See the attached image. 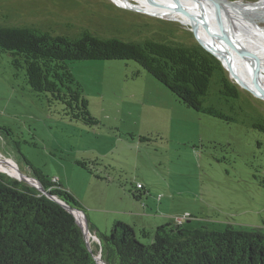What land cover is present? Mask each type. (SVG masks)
<instances>
[{
    "label": "rangeland",
    "instance_id": "1",
    "mask_svg": "<svg viewBox=\"0 0 264 264\" xmlns=\"http://www.w3.org/2000/svg\"><path fill=\"white\" fill-rule=\"evenodd\" d=\"M122 3L137 4L0 0V26H34L66 36L87 29L128 41L198 44L173 20ZM208 4L215 8V3ZM190 5L201 7L204 16L210 13L202 3ZM251 5L220 4L234 13ZM175 11L180 12V5ZM193 13L186 10L185 15L195 19ZM252 26L264 29V17L253 20ZM261 35L251 37L264 43ZM257 46L262 45L253 47ZM68 66L83 88L89 112L99 121L95 126L71 120L61 105L48 104L45 95L30 89L24 70L13 68L10 56L0 53V167L13 173L18 168L29 176L36 169L57 180L79 200L86 218L89 213L97 216L99 232L105 234L121 218L150 231L167 222L178 224L182 217L192 227L264 229V131L254 126L264 121V100L238 86L227 69L222 66L224 76L237 86L238 98L220 94L221 72L216 71L203 104L232 116L229 122L183 105L132 60H76ZM93 159L99 161L88 165L92 173L77 164ZM138 183L142 190L136 189ZM143 190L148 192L141 197L151 207L149 212L139 199L133 202V195ZM131 213L138 214L142 224L132 220Z\"/></svg>",
    "mask_w": 264,
    "mask_h": 264
},
{
    "label": "trees",
    "instance_id": "2",
    "mask_svg": "<svg viewBox=\"0 0 264 264\" xmlns=\"http://www.w3.org/2000/svg\"><path fill=\"white\" fill-rule=\"evenodd\" d=\"M0 53L10 56L13 68L24 70L33 92L45 95L50 105H61L68 118L87 126L99 121L89 112L83 88L68 66L76 60H132L183 105L226 122L233 117L203 104L213 74L221 72L219 92L225 99L239 96L219 60L199 44L151 38L128 41L101 37L87 29L66 36L34 26H0ZM254 126L264 131L263 120ZM84 160L77 164L92 173L88 165L99 160ZM30 176L60 201L84 212L79 200L57 180L36 169ZM137 185L136 189H143ZM140 195L133 196L138 199ZM188 223L167 222L150 231L115 220L107 234L88 224L97 238L90 242L91 251L107 264H264V229H237L228 224L223 230H213ZM0 264L97 263L72 213L25 181L0 172ZM99 264L104 263L99 260Z\"/></svg>",
    "mask_w": 264,
    "mask_h": 264
},
{
    "label": "bare ground",
    "instance_id": "3",
    "mask_svg": "<svg viewBox=\"0 0 264 264\" xmlns=\"http://www.w3.org/2000/svg\"><path fill=\"white\" fill-rule=\"evenodd\" d=\"M139 6L142 8H145L148 11L155 12V13H166L170 15H174V17L184 20L187 23H190L191 25H194L197 27L199 31H202L203 33L209 34V33H220V31L225 34L229 41H233L236 44L240 45L243 49H246L247 51H250V53H253L256 57H258L261 61L264 62V43L258 41L259 39L251 37L252 33L257 34H263L261 37L264 39V29L261 28H255L252 26V21L258 18L264 17V0H259L255 4H252L250 7H248L245 10L239 11L237 13L229 12L222 8L225 13V17H222L219 25H220V31L217 27L218 18L217 17V11L215 10L214 6L211 5L208 7L209 0H186V6H185V12L190 11V13L196 15L195 19H193L192 15L183 17L180 15V12H176L175 8H178L181 1L180 0H155L157 3L149 1V0H135ZM189 3H202L203 7L207 8L210 13L207 15H202L199 10L201 9L195 6L197 8L196 10H191L190 6L187 4ZM173 11V12H172ZM175 11V12H174ZM223 13V12H222ZM211 14V15H210ZM217 31V32H216ZM204 43L206 45L208 44H214L217 46V48H224L213 39H205ZM262 46L253 47L255 44ZM224 53L226 54V58L230 65L231 72L236 75L239 79H249L250 78V70L251 65L248 60H244L239 56L237 52H233L231 50H224ZM262 79H264V74H262ZM264 84V81H262ZM11 163L9 160L7 161ZM1 171L7 172L9 175L21 178L18 170L16 169L14 173L12 171H8L7 169H4L0 167ZM30 183L32 184H38V182L33 178H26ZM75 218L78 222L81 224H84L86 222V219L84 218L78 211H73ZM82 217V218H81ZM87 237L89 236L88 233H86Z\"/></svg>",
    "mask_w": 264,
    "mask_h": 264
},
{
    "label": "water",
    "instance_id": "4",
    "mask_svg": "<svg viewBox=\"0 0 264 264\" xmlns=\"http://www.w3.org/2000/svg\"><path fill=\"white\" fill-rule=\"evenodd\" d=\"M127 1V0H126ZM181 4H180V15L183 17L185 15V6H186V0H180ZM210 3H215V8L217 10V17L218 19V23H217V27L220 31V25L219 22L222 18V12H221V8H220V4L221 3H225L228 5H242V4H255L256 2H249V3H244V2H231V1H226V0H209ZM123 5H131L133 7H135L136 9H140L141 12L149 14V15H153L156 17H160V18H168L173 20L174 22H176L178 25H180L183 29L187 30L188 32H190L196 39L197 43L208 53H210L212 56H214L216 59L219 60L220 64L227 69V71L229 72V75L234 79V81L236 82V84L246 90H248L249 92H251L253 95L261 98L262 100H264V84L262 83V73L264 72V62L261 61L258 57H256L253 53H250V51H247L246 49H243L240 45L236 44L233 41H229L228 37L223 34L221 31L220 33H203L202 31H199L197 29L196 26L191 25L190 23L185 22L182 19H178L176 17H174V15H170V14H166V13H155V12H151L146 10L145 8H142L141 6H139L138 4H131V3H122ZM205 39H213L216 40L223 48L224 50H231L233 52H237L243 59L248 60V62H250L251 65V70H250V78L249 79H238L235 75H232V72L230 70V65L229 62L226 58V54L224 53V50L222 48H217V46H215L214 44H208L206 45L204 43L203 40ZM262 72V73H261ZM17 168V166H16ZM18 172L20 173L21 178H16L17 180H22L25 181L29 186L37 189L40 193H43L44 195H46L49 198H52L56 201H58L65 209H67L70 213H73V211H78L81 212L83 214V216H85V213L83 211H81L80 209L68 205L67 203L60 201L56 196H54L53 194L49 193L40 183L39 181L32 176L23 174L20 172V170L17 168ZM9 175V174H8ZM25 178H33L35 179L38 184H32L30 182H28ZM75 217V215H74ZM86 218V216H85ZM76 220V218H75ZM186 221H189L186 220ZM77 224L80 226L82 233H83V237L85 240V244L87 249L90 251V253L92 254V256L94 257V259L96 260V263L99 264V260H101L104 264L105 263L102 258L100 257V254H95L91 251V246H90V239L89 237L86 236L85 233H88L89 236L93 237V235H91L89 229H88V222L86 220L85 222V227H81V225L79 224V222L76 220Z\"/></svg>",
    "mask_w": 264,
    "mask_h": 264
},
{
    "label": "crops",
    "instance_id": "5",
    "mask_svg": "<svg viewBox=\"0 0 264 264\" xmlns=\"http://www.w3.org/2000/svg\"><path fill=\"white\" fill-rule=\"evenodd\" d=\"M76 195V194H75ZM138 199L140 200L139 201V205L140 206H143L142 207V209H144V211H151V207H149V205L147 204V202H145L141 197H138ZM138 199H135V200H133V202H137V200ZM85 217V216H84ZM137 217H138V214H134V213H131V216H130V218L133 220V219H136L137 221H139L138 219H137ZM86 220H87V222H88V224H90L91 226H93L94 228H96L98 231L99 230H101V224H100V220L97 218V216L96 215H93V214H91V213H89L88 214V217L87 218H85ZM119 221H122V222H125V223H127V224H129L128 222H126V220L125 219H123V218H121V219H119ZM140 222V221H139ZM108 223L109 222H107L106 223V225H108ZM141 224H142V222H140ZM146 223H147V221H146ZM132 224H135V225H138V224H136V223H132ZM148 224V223H147ZM130 225V224H129ZM143 225H145V224H143ZM138 227H142V226H140V225H138ZM92 239H90V241H91Z\"/></svg>",
    "mask_w": 264,
    "mask_h": 264
},
{
    "label": "flooded vegetation",
    "instance_id": "6",
    "mask_svg": "<svg viewBox=\"0 0 264 264\" xmlns=\"http://www.w3.org/2000/svg\"><path fill=\"white\" fill-rule=\"evenodd\" d=\"M104 179H109V177H105ZM140 195V194H139ZM142 195V194H141ZM141 195L139 196V197H141ZM142 198V197H141ZM143 199V198H142ZM143 200H145V199H143ZM185 218H187V217H182L181 219H179V223H184V222H187L186 221V219Z\"/></svg>",
    "mask_w": 264,
    "mask_h": 264
},
{
    "label": "clouds",
    "instance_id": "7",
    "mask_svg": "<svg viewBox=\"0 0 264 264\" xmlns=\"http://www.w3.org/2000/svg\"><path fill=\"white\" fill-rule=\"evenodd\" d=\"M92 238H93V239H92ZM91 239L94 240V239H95V236L93 235V237H91ZM92 240H91V241H92ZM91 241H90V242H91Z\"/></svg>",
    "mask_w": 264,
    "mask_h": 264
},
{
    "label": "built area",
    "instance_id": "8",
    "mask_svg": "<svg viewBox=\"0 0 264 264\" xmlns=\"http://www.w3.org/2000/svg\"><path fill=\"white\" fill-rule=\"evenodd\" d=\"M137 186H139V185H137Z\"/></svg>",
    "mask_w": 264,
    "mask_h": 264
}]
</instances>
